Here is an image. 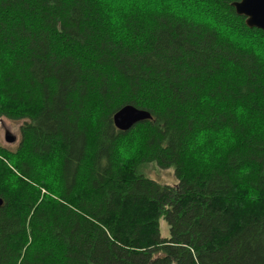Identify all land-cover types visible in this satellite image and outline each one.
<instances>
[{
	"label": "trees",
	"instance_id": "trees-1",
	"mask_svg": "<svg viewBox=\"0 0 264 264\" xmlns=\"http://www.w3.org/2000/svg\"><path fill=\"white\" fill-rule=\"evenodd\" d=\"M239 1L0 0V119L22 122L0 264H264V32ZM127 105L152 119L117 130Z\"/></svg>",
	"mask_w": 264,
	"mask_h": 264
},
{
	"label": "water",
	"instance_id": "water-1",
	"mask_svg": "<svg viewBox=\"0 0 264 264\" xmlns=\"http://www.w3.org/2000/svg\"><path fill=\"white\" fill-rule=\"evenodd\" d=\"M238 16L244 17L246 26L250 29H258L264 32V0H241L233 4ZM151 114L145 110H139L134 106L121 108L113 117L114 125L120 131H129L136 124L150 120ZM15 137L7 134L6 141L12 143ZM3 199L0 198V207Z\"/></svg>",
	"mask_w": 264,
	"mask_h": 264
},
{
	"label": "rangeland",
	"instance_id": "rangeland-1",
	"mask_svg": "<svg viewBox=\"0 0 264 264\" xmlns=\"http://www.w3.org/2000/svg\"><path fill=\"white\" fill-rule=\"evenodd\" d=\"M135 1V0H133ZM141 5H146L143 1H141ZM172 8H175L177 11L181 12L182 9L179 8L178 6H176L174 3L170 4ZM201 8H197V10H200ZM190 11L191 13H194V15L196 16H203L201 14V12H195L192 11V9L187 10ZM185 13V11H184ZM207 19L204 18V21H206ZM256 45H257V49H262V51H264V39L257 36L254 39ZM22 126V122H13V121H9L6 119H0V147L4 148L6 150H8V155L9 154H14L16 153V150L20 144L21 141V133H20V127ZM7 132H9L11 135H13L14 137L17 138V141H15L12 144H8L5 141L6 135L8 134ZM133 151L136 149L135 145L133 144L132 147ZM141 173H143L147 178L161 184V185H173L175 184L176 178H175V174H174V169H167V170H161L159 168H157L154 164H149V165H145L143 168L140 169ZM47 191H43V194H46ZM160 235L161 238L163 239H167L169 238V228L168 225L166 224V222L161 221L160 223Z\"/></svg>",
	"mask_w": 264,
	"mask_h": 264
},
{
	"label": "bare ground",
	"instance_id": "bare-ground-1",
	"mask_svg": "<svg viewBox=\"0 0 264 264\" xmlns=\"http://www.w3.org/2000/svg\"><path fill=\"white\" fill-rule=\"evenodd\" d=\"M233 4H234V3H233ZM233 8H234V7H233ZM234 9H235V8H234ZM245 21H246V20H245ZM245 24H246V22H245ZM246 27H247V26H246ZM247 28H248V27H247ZM248 29H249V28H248ZM127 106H132V105H127ZM124 107H125V106H124ZM122 108H123V107H122ZM139 110H141V109H139ZM145 111H146V110H145ZM117 112H118V111H117ZM117 112H116V113H117ZM116 113H115V114H116ZM115 114H114V115H115ZM113 117H114V116H113ZM151 119H152V118H151ZM151 119H150V120H151ZM146 121H149V120H146ZM143 122H145V121H143ZM113 123H114V121H113ZM140 123H142V122H140ZM138 124H139V123H138ZM136 125H137V124H136ZM136 125H135V126H136ZM114 126H115V125H114ZM133 127H134V126H133ZM133 127H132V128H133ZM115 128H116V126H115ZM116 129H117V128H116ZM117 130H119V129H117ZM119 131H120V130H119ZM123 132H126V131H123ZM7 133H8L9 135H11L9 132H7ZM11 136H13V135H11ZM6 137H7V135H6ZM13 137H14V136H13ZM15 138H16V137H15ZM5 141H6V138H5ZM15 141H17V139H16ZM15 141H14V142H15ZM6 142H7V141H6ZM14 142H12V143H14ZM7 143H8V144H12V143H9V142H7ZM1 207H2V206H1Z\"/></svg>",
	"mask_w": 264,
	"mask_h": 264
},
{
	"label": "snow or ice",
	"instance_id": "snow-or-ice-1",
	"mask_svg": "<svg viewBox=\"0 0 264 264\" xmlns=\"http://www.w3.org/2000/svg\"><path fill=\"white\" fill-rule=\"evenodd\" d=\"M166 3L171 2V0H165Z\"/></svg>",
	"mask_w": 264,
	"mask_h": 264
}]
</instances>
